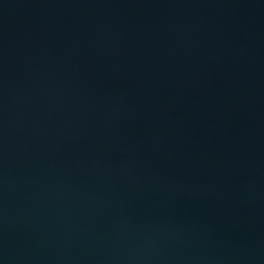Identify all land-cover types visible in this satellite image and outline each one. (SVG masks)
Returning a JSON list of instances; mask_svg holds the SVG:
<instances>
[{"label": "water", "instance_id": "1", "mask_svg": "<svg viewBox=\"0 0 264 264\" xmlns=\"http://www.w3.org/2000/svg\"><path fill=\"white\" fill-rule=\"evenodd\" d=\"M0 264H264V0H0Z\"/></svg>", "mask_w": 264, "mask_h": 264}]
</instances>
